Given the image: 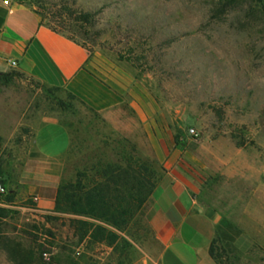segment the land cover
<instances>
[{
  "label": "rangeland",
  "instance_id": "rangeland-1",
  "mask_svg": "<svg viewBox=\"0 0 264 264\" xmlns=\"http://www.w3.org/2000/svg\"><path fill=\"white\" fill-rule=\"evenodd\" d=\"M17 1L32 5L42 22L85 45L90 55L131 72L140 85L141 114L125 115L114 126L64 87L21 72L0 74V109L20 127L0 156V183L7 189L0 196V264H149L161 248L152 223V194L164 169L156 155L159 136L206 179L213 204L226 214L215 251L225 250L227 264H264L263 250L249 251L253 245L242 251L233 243L240 232L239 196L264 170V5L255 0ZM49 118L59 119L72 140L61 182L75 181L78 171L98 158L115 160L113 149L124 139L148 161L156 185L131 203L118 224L54 209L41 212L27 185L17 181L14 169L31 144V123ZM233 193L237 198L231 199ZM79 220L93 226L83 234Z\"/></svg>",
  "mask_w": 264,
  "mask_h": 264
},
{
  "label": "crops",
  "instance_id": "crops-1",
  "mask_svg": "<svg viewBox=\"0 0 264 264\" xmlns=\"http://www.w3.org/2000/svg\"><path fill=\"white\" fill-rule=\"evenodd\" d=\"M20 71L51 87H64L114 126L124 116L140 117L139 81L123 66L90 55L85 45L41 21L35 8L24 2L0 0V72ZM144 103H149L143 94ZM5 108V107H4ZM9 111L0 109V156L19 125L12 126ZM7 122V126L3 122ZM31 144L14 169L20 185H27L37 210L51 212L63 173V160L71 147V135L57 118L31 123ZM157 158L162 176L153 198V228L161 248L149 264H219L211 245L225 230V212L213 204L206 179L159 136ZM244 192L236 225L235 247L264 249V170ZM6 178V177H3ZM237 198L236 193L231 199Z\"/></svg>",
  "mask_w": 264,
  "mask_h": 264
},
{
  "label": "trees",
  "instance_id": "trees-1",
  "mask_svg": "<svg viewBox=\"0 0 264 264\" xmlns=\"http://www.w3.org/2000/svg\"><path fill=\"white\" fill-rule=\"evenodd\" d=\"M255 1L264 5V0ZM19 73L20 71L16 70L0 72L1 75L10 77ZM69 94L74 96L70 92ZM113 154L115 160L98 158L89 165L85 164L83 169L78 171L75 181L61 182L56 192L54 211L89 216L118 224V220L127 214L131 203L135 199H143V194H149L156 184L152 181L148 161L142 160L134 144L126 139L120 140L113 149ZM2 173L0 164V179ZM77 222L81 225L80 229H84L83 234L93 226L89 221ZM95 231H92L93 234ZM216 240L211 245V255L219 264H227L225 250L219 247L215 251ZM256 249L264 251L259 245H255L249 251L253 252Z\"/></svg>",
  "mask_w": 264,
  "mask_h": 264
},
{
  "label": "built area",
  "instance_id": "built-area-1",
  "mask_svg": "<svg viewBox=\"0 0 264 264\" xmlns=\"http://www.w3.org/2000/svg\"><path fill=\"white\" fill-rule=\"evenodd\" d=\"M4 2L9 3V0H4ZM6 192H7L6 187L0 183V196L5 194ZM43 256H44V258L47 259L49 257V253L47 251H44Z\"/></svg>",
  "mask_w": 264,
  "mask_h": 264
}]
</instances>
